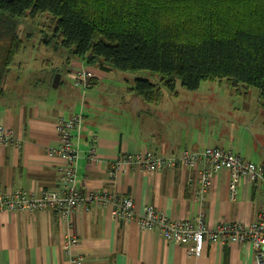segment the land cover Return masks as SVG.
I'll return each instance as SVG.
<instances>
[{
	"label": "crops",
	"instance_id": "1",
	"mask_svg": "<svg viewBox=\"0 0 264 264\" xmlns=\"http://www.w3.org/2000/svg\"><path fill=\"white\" fill-rule=\"evenodd\" d=\"M56 62L40 67L39 95L34 94L36 89L28 83L23 85L9 79L6 94L0 97V127L13 131L10 145L3 146L0 141V195L17 191L39 195L61 189L66 163L47 150L61 146L57 133L59 119L82 114L83 128L79 135H74L73 142L80 155L76 185L83 193L112 188L124 197H131L139 213L154 207L171 220L195 219L202 214L210 228L222 222H255L264 203V185L260 181L242 179L238 200L231 201V176L222 170L214 175L211 189L202 201L193 169L148 174L130 168L120 172L115 180L110 174L120 155L145 150L167 157L184 149L219 147L261 166L264 152L256 155L249 150L250 142L254 143L262 131L251 119L252 111L259 105L258 90L253 92L257 98L248 109L243 108L246 102L242 99L232 100L220 84L209 83L193 92L198 101L191 100L188 107L182 106L187 101H183L181 94L173 96L164 91L163 102L147 108L139 98L131 96L129 85L124 84L118 90L115 85H108L100 92L101 83L113 70L93 69L95 81L84 94L68 79V73L76 69L73 63L78 61L67 64L60 57ZM51 65H54L51 72L57 68L53 77L49 72ZM57 74L60 81L53 88ZM219 92L234 104L226 112L234 111L242 118L243 125L238 130L245 132L237 140L231 134L225 139L220 132L208 129L211 114L210 107L205 106L216 104L217 101H210V96L218 98ZM200 99L202 106L197 105ZM124 102H134L137 114L125 107ZM94 138L98 139L97 158L90 161ZM73 239L76 244L67 247ZM187 247L165 240L158 231L141 230L136 221L117 224L108 208L93 206L88 211L80 208L66 219L51 211L34 214L0 211V264H256L254 252L246 244L206 243L199 259H189Z\"/></svg>",
	"mask_w": 264,
	"mask_h": 264
},
{
	"label": "trees",
	"instance_id": "2",
	"mask_svg": "<svg viewBox=\"0 0 264 264\" xmlns=\"http://www.w3.org/2000/svg\"><path fill=\"white\" fill-rule=\"evenodd\" d=\"M44 15L54 31L46 44L67 64L158 76L161 86L131 89L145 105H160L163 89L177 96L179 83L195 92L225 81L247 103L257 89L264 109V0H0V97L25 49L20 19Z\"/></svg>",
	"mask_w": 264,
	"mask_h": 264
},
{
	"label": "built area",
	"instance_id": "3",
	"mask_svg": "<svg viewBox=\"0 0 264 264\" xmlns=\"http://www.w3.org/2000/svg\"><path fill=\"white\" fill-rule=\"evenodd\" d=\"M78 76L83 79L78 85L86 86L94 75L86 70H79ZM73 75V74H72ZM70 76L76 86L75 80ZM87 80V81H85ZM79 87V86H78ZM83 118L74 117L70 120L59 119L57 133L61 146L56 150H47L49 154H57L64 159L66 166L61 178V189L57 191H43L39 195L33 191H17L13 194L0 195V211L10 213L34 214L39 211H51L58 214L61 219L70 217L77 209L89 210L91 207L108 208L112 218L117 224L136 221L141 230L158 231L165 240L176 244L188 245L189 259H199L206 243L211 244H246L254 252L256 264H264V203L252 223L222 222L215 228L205 223L203 215L198 218L184 220H171L164 214L157 212L154 207H148L143 213L136 210L131 197L122 196L115 189L91 191L87 194L77 188V169L80 155L74 145V135L82 131ZM0 141L8 146L13 141V131L0 127ZM94 138L89 152V160L95 161L96 143ZM139 169L148 174L174 171L177 169L198 171V196L202 201L212 186L214 175L222 170L230 173L229 198L238 200L239 183L243 177L253 182L260 181L264 185L263 170L261 167L244 160L232 150L222 148H208L203 151L184 150L176 156L162 157L150 151L137 154H122L112 165L111 178L126 169ZM194 182V180H191ZM76 244V239L67 243V247Z\"/></svg>",
	"mask_w": 264,
	"mask_h": 264
},
{
	"label": "rangeland",
	"instance_id": "4",
	"mask_svg": "<svg viewBox=\"0 0 264 264\" xmlns=\"http://www.w3.org/2000/svg\"><path fill=\"white\" fill-rule=\"evenodd\" d=\"M19 24H20L19 34H20V37L25 42V49H24V51H22V53L16 59L17 65L14 66V68L12 69V74L10 76V80L16 79L18 81V78H19L21 81L20 84L25 85V83H28L30 88L33 87L34 89H36L34 91V94L39 95V91L41 92V86H38L37 83H38V80H40L42 78V72L40 69V67H42L41 64L44 61L52 64V63H55L56 61H58V59L60 58V56L55 54V52L51 49V47H49L46 44V41L49 39V37L53 36V32H54L53 31V23L51 22V18L49 16L44 15V16H40L36 19H31V18L20 19ZM74 61H78V60H74ZM56 63H58V62H56ZM30 65L33 67H31ZM74 65H75L76 69L71 70L68 73V79L72 82V84L75 87L81 89L82 92L85 94L87 92V90L92 86V84L94 82L92 80H95V73L93 70L94 67H87L83 64V62H80V61L73 63L72 66H74ZM53 67H54V65H51L49 67L50 73H52L51 69ZM59 67H61V66H59ZM79 70H86V71H88L94 75V77L91 79V81L87 82L86 86L78 85V83L74 79V77H78L79 82H81L83 80L77 74ZM71 75H72L73 79L75 80V83L79 87L74 84V82L72 81V79L70 77ZM136 80H148L154 84H157L160 86L162 85L160 78L158 76H154V75L150 74L149 72L141 71L138 73H123V72H120L118 70H113V72L107 76V79H105L101 83V88H99V89H101L100 92H104L103 90L106 89L105 86L115 85L116 90H118V88L124 84L129 85L128 87H130V88H134ZM85 81H87V80H85ZM13 84H14V81H13ZM209 84L215 85L217 83H209ZM218 84L221 85V88L224 87L226 89L229 96L231 98H233L232 100L237 101L238 99H242L245 102V96L236 95V93L233 92V90L226 84L225 81H223L222 83H218ZM204 86L205 85H203V87H202V91L205 90ZM164 91H166V90L163 89V94H164ZM253 92H257V89H251L248 92V94L250 95L249 96L250 100L248 103L246 102V104L243 106V108L248 109L249 108L248 105L253 106V100H255V98H257V96H255V93L253 94ZM131 94H132L131 96H135L134 93H131ZM180 94L183 96V101H187L186 104H182L183 107H188L189 103H191L190 102L191 100L198 101L197 97L195 96V94H193V92H188V91L182 89L180 86V83H179L178 88H177V95H180ZM83 97H84V95H83ZM210 97L212 98V99H210L211 102H214V101H217V102H216V104H210V105L207 104L205 106V107H207V106L210 107L211 117L208 120L209 131L210 132H220L225 139H229L230 134L236 138L238 135H241L242 133H244L245 129L238 130V128L241 125H243V124H241L242 118L239 119L238 114L235 113L234 111L226 112L227 109L229 110L230 107L231 108L233 107V105H234L233 102L232 101L229 102L227 99H225L220 92H219L218 98H213L212 95ZM252 98H254V99H252ZM251 99H252V101H251ZM202 101L203 100L200 99L199 104H197V105L202 106L203 105ZM124 104H125V107H127L128 109H132V111L135 115L137 114L136 111H139L137 109L136 105H134V102H128V103L124 102L123 105ZM257 104H258V102H257ZM140 106H141V104H140ZM146 107L150 108L149 105H146ZM257 108L258 109L252 111L251 119L255 120V123H257L255 126L257 128H262V131L255 138L256 140L254 141V143L250 142V144L252 145V148L249 150L253 151L254 154H256V153L261 154L264 152V121H263L264 110L262 107H260V105H257ZM79 115L82 116V114H76L75 116L68 118V120L73 119L74 117H79ZM82 118H83V116H82ZM83 120H84V118H83ZM236 140H237V138H236ZM94 145L97 146V143H94ZM210 148H219V147H210ZM206 149H208V148H206ZM184 150H187V149H184ZM184 150H182V151H184ZM203 150H205V149H203ZM203 150H198V151H203ZM145 151H149V150H145ZM182 151H180V152H182ZM187 151L193 152V150H187ZM142 152H144V151H142ZM150 152H153V151H150ZM153 153H155V152H153ZM178 154H174L171 156H176ZM131 155H133V154H131ZM159 156H161V155H159ZM171 156H167V157H171ZM162 157H166V156H162ZM263 159H264V154H263ZM254 162L257 165H260V162H257V160H255ZM259 167H261V166H259ZM196 173H197V175H196L197 178H199L198 171ZM244 178H246V177H243L242 179H244Z\"/></svg>",
	"mask_w": 264,
	"mask_h": 264
},
{
	"label": "water",
	"instance_id": "5",
	"mask_svg": "<svg viewBox=\"0 0 264 264\" xmlns=\"http://www.w3.org/2000/svg\"><path fill=\"white\" fill-rule=\"evenodd\" d=\"M59 81H60V75L57 74V75H55V78L53 80V88H57Z\"/></svg>",
	"mask_w": 264,
	"mask_h": 264
}]
</instances>
